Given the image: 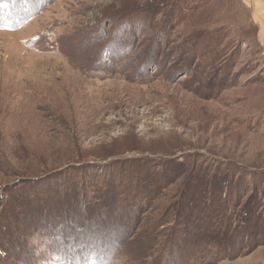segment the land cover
<instances>
[{"label":"rangeland","instance_id":"374dc122","mask_svg":"<svg viewBox=\"0 0 264 264\" xmlns=\"http://www.w3.org/2000/svg\"><path fill=\"white\" fill-rule=\"evenodd\" d=\"M259 27L245 0H0V214L65 178L91 213L5 216L0 264H264Z\"/></svg>","mask_w":264,"mask_h":264},{"label":"trees","instance_id":"16d2710c","mask_svg":"<svg viewBox=\"0 0 264 264\" xmlns=\"http://www.w3.org/2000/svg\"><path fill=\"white\" fill-rule=\"evenodd\" d=\"M72 178H65V180L61 181V183H57L55 184L56 187L54 188H50L51 186L49 185L48 181H40L38 184L34 185L35 188H40V187H45L49 188L48 190H43V191H38L37 193H29V197L27 198V194L26 193H22L21 198H26L29 203L27 202L25 207H22V200L21 201H17L16 199H14V201L12 202L11 206H14V208L8 209L6 211H4L3 214H0V220H6L7 222V218L5 216L9 215L14 216V223L12 224V227L17 228V223L19 222L18 217L19 214L21 213L22 216H29L30 221H37V222H42V220L44 219L45 221H52L53 219H59L60 221H65L68 218H72L74 220H81L84 221L86 217H89L91 213H89L88 207L85 206V204L83 202L77 203V200L75 199V195L77 192V189L75 187V183L72 182L71 180ZM33 187V188H34ZM52 193V195L47 196V198L43 199L44 203L47 205L48 209H44L42 207H40V205L37 202L38 197H36L38 194L40 195H44V193L48 194V193ZM37 194V195H36ZM139 197V195H137ZM142 196V195H141ZM108 205L115 204L114 199L109 200L108 201ZM35 205V208H34ZM20 208L19 211H17L16 209ZM67 209L69 210L68 212H64V210ZM264 215V213H262ZM110 219V215H107ZM228 216L227 215H221V216H216V221L217 219H226ZM244 217H247L244 216ZM263 217V216H261ZM248 218L252 219L249 220L250 223L247 225V228H245V232L244 234L240 236V239L237 241L236 239H226L225 243H224V250L230 252L233 248H236V244L240 242V240L242 239V241L244 239H246V237L249 235V233H251V231L253 230L254 227H251V223L254 224V219H258V217H256L254 214H251L248 216ZM219 222V221H218ZM217 223V222H216ZM103 224V223H102ZM10 226V225H9ZM109 225L104 224L103 226V232L107 233L111 228L108 227ZM1 227V226H0ZM105 227V228H104ZM2 228V227H1ZM3 228L8 229V226H4ZM259 228V229H257ZM255 230L257 232V234L261 233L264 234V228L262 227H257ZM38 229H35V231ZM34 231V229H31V232ZM34 231V232H35ZM254 231V230H253ZM187 232H189V236L196 239V240H204L205 242L207 241H211V239H216L219 240L220 234L219 232H217L216 237L215 234H211L210 237H204V235L197 233L195 231H191L188 230ZM23 235L27 233L29 234V231H22L21 232ZM17 237H15V232H9L7 230H2L0 231V249L3 248L8 252H10L13 249V242H15L17 239ZM222 243V242H221ZM220 243V244H221Z\"/></svg>","mask_w":264,"mask_h":264},{"label":"crops","instance_id":"0c3cea01","mask_svg":"<svg viewBox=\"0 0 264 264\" xmlns=\"http://www.w3.org/2000/svg\"><path fill=\"white\" fill-rule=\"evenodd\" d=\"M244 1V0H243ZM255 23L260 22L257 35H264V0H245ZM263 23V24H261ZM257 29V27H256Z\"/></svg>","mask_w":264,"mask_h":264},{"label":"bare ground","instance_id":"6f19581e","mask_svg":"<svg viewBox=\"0 0 264 264\" xmlns=\"http://www.w3.org/2000/svg\"><path fill=\"white\" fill-rule=\"evenodd\" d=\"M259 89H260V88H259ZM110 96H112V95H110ZM258 104H259V103H258ZM258 104H257V105H258ZM87 129H89V128H87Z\"/></svg>","mask_w":264,"mask_h":264}]
</instances>
